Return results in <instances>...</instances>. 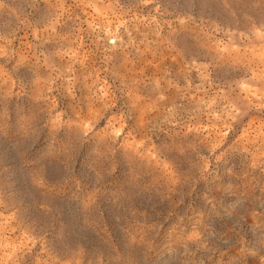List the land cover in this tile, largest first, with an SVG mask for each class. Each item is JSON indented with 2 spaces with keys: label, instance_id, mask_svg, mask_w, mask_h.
Instances as JSON below:
<instances>
[{
  "label": "rangeland",
  "instance_id": "rangeland-1",
  "mask_svg": "<svg viewBox=\"0 0 264 264\" xmlns=\"http://www.w3.org/2000/svg\"><path fill=\"white\" fill-rule=\"evenodd\" d=\"M0 264H264V0H0Z\"/></svg>",
  "mask_w": 264,
  "mask_h": 264
}]
</instances>
